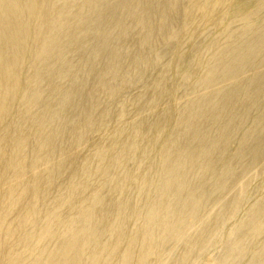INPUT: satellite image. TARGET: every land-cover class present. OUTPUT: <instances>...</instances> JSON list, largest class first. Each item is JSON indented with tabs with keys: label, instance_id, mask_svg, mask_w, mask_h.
<instances>
[{
	"label": "bare ground",
	"instance_id": "obj_1",
	"mask_svg": "<svg viewBox=\"0 0 264 264\" xmlns=\"http://www.w3.org/2000/svg\"><path fill=\"white\" fill-rule=\"evenodd\" d=\"M263 157L264 0H0V264H264Z\"/></svg>",
	"mask_w": 264,
	"mask_h": 264
},
{
	"label": "rangeland",
	"instance_id": "obj_2",
	"mask_svg": "<svg viewBox=\"0 0 264 264\" xmlns=\"http://www.w3.org/2000/svg\"><path fill=\"white\" fill-rule=\"evenodd\" d=\"M248 174L249 175L247 179H250V183L252 184V186L254 187L262 186L264 188V157L260 160L259 163L254 165L249 170ZM243 181L244 179H239L235 185L234 196H233V204L235 206V210L230 212L228 220H227V224H226L228 225L227 228L235 232L234 236L236 239L237 238L239 239L244 234V232L240 231V229L238 228L240 218H241L240 200L243 199L245 195V188L242 184ZM251 205H252V201L249 200L247 202V206L250 207ZM261 212L264 215V207L261 209ZM253 228H254V225L253 226L249 225L247 227L248 231L252 230ZM256 243H257L256 240H252L249 243V245L253 246ZM228 244H229L228 238H223V240H221V244L218 247H214V248L212 247L210 249L208 248V250H206V253H205L206 259L204 260L205 261L204 264H215V261L217 260V258L225 252Z\"/></svg>",
	"mask_w": 264,
	"mask_h": 264
}]
</instances>
